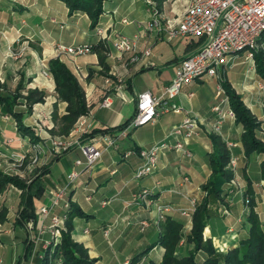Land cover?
Returning a JSON list of instances; mask_svg holds the SVG:
<instances>
[{
    "label": "crops",
    "instance_id": "1",
    "mask_svg": "<svg viewBox=\"0 0 264 264\" xmlns=\"http://www.w3.org/2000/svg\"><path fill=\"white\" fill-rule=\"evenodd\" d=\"M188 1L104 0L102 13L93 27L85 12H70L60 0H0V79L12 82L13 86L23 76L29 79L27 89L37 88L45 94L44 100L35 103L29 114L16 108L23 112L22 122L30 125L32 120L40 121L46 134L76 141L81 135L76 130L77 123L89 124L91 131L113 128L131 119L136 95L149 90L162 96L179 62L203 43L202 38L196 37L168 39L163 30L146 32V24L153 17V6L163 25L166 22L175 24ZM135 34L139 35L135 51L120 55L111 47L110 41L115 37ZM57 44L91 46V51L86 54L58 58L77 77L88 107L87 114L78 117L66 135L59 133L58 119L65 114L66 103L58 99L52 75L51 79L45 78L38 64L42 59L49 62L57 58L54 53ZM93 46H97L96 51L92 50ZM146 48H149L147 55L144 54ZM19 49L21 56H14ZM98 52L104 56L105 68L100 65ZM244 58V53L232 60L228 57L229 65L221 68L216 76L207 77L212 83L210 87L204 86L203 78L184 86L171 101L183 109L181 112L169 110L153 122L127 128L124 134L119 131L104 133V139L98 143L101 155L92 166L75 165L76 159L86 162V157L83 154L80 157V149L76 146L59 154L57 159L55 156L45 162L49 171L44 175L43 194L36 199L40 206L49 203L48 194L65 182L69 172H80L66 197L69 204L74 203L85 214L73 218L72 238L84 244L89 256L97 259L95 264H124L127 260L132 262L136 255L139 257L134 264H160L164 248L157 241L160 224L167 217L182 225L176 254L189 253L193 244L186 239L190 230L187 218L180 210L191 209L192 200L198 205L205 196L202 186L212 173L209 164V155L213 151L211 134L219 136L226 146L231 143L227 148L230 157H236L237 162L233 178L223 186V201L210 203L204 239H210L214 249L221 253L238 246L248 234L246 217L251 208L264 230V180L260 172L263 154L244 153L242 126L231 116L221 88V80L226 79L240 93L244 103L260 120L261 130L256 135L259 133L258 137L264 142V107L256 85L261 80L251 67L246 68ZM230 66L235 68L228 69ZM229 70H233V77L228 76ZM104 97H110V106L100 105ZM215 106L223 112L221 119L213 110ZM186 114L194 115L199 122L197 134L186 145L191 155L161 150L153 172L136 178L134 173L143 163L139 150L164 141L173 144L172 128L179 125ZM107 137L113 138L117 146H108ZM29 150L27 136L18 131L14 118L2 112L0 107V167L2 163L7 165L6 160L11 159L13 153L16 156ZM184 177L188 181H184ZM142 189L152 191L154 204L149 208L143 202H131L132 195ZM102 201L107 203L102 205ZM160 204H169L173 211L158 222L156 207ZM55 211L61 214L64 209L58 207ZM141 221L147 222L143 230H140ZM14 228L13 234L18 235L19 240L14 241L13 236L5 240L0 238L2 264H15L23 251L22 239L26 232L18 226ZM106 228L109 230L107 235L104 233Z\"/></svg>",
    "mask_w": 264,
    "mask_h": 264
},
{
    "label": "built area",
    "instance_id": "2",
    "mask_svg": "<svg viewBox=\"0 0 264 264\" xmlns=\"http://www.w3.org/2000/svg\"><path fill=\"white\" fill-rule=\"evenodd\" d=\"M152 9L153 17L146 24V32L152 33L163 30L168 39L174 37H196L202 38L203 43L194 53L189 54L179 62L172 79L164 87L162 96L155 95L149 90L139 92L136 95L135 112L128 125L124 129L119 130L123 134L127 128L153 122L159 115L169 110L181 112L183 109L171 101L179 95L184 86L190 85L204 76H216L221 68L229 65L230 59L238 58L241 53H244L247 59H252L253 52L259 44V39L264 34V0H189L179 20L175 24L166 22L165 25L162 24L160 18L156 15V8L153 6ZM123 21L126 22L125 19ZM98 33L101 34V30H98ZM138 40V34L131 37L117 36L110 41V44L118 54L122 55L135 51ZM90 51L91 46L88 44L68 46L57 44L54 48L57 58L62 56L75 57ZM144 54H149V48L144 50ZM38 64L41 74L45 78L51 79L48 62L42 59ZM188 95L191 96L192 93ZM110 104V97H104L100 105L108 107ZM213 110L219 116L218 119L223 117V113L218 106H215ZM76 126V130L80 134L89 132V124H85V122L77 123ZM39 128L41 132L46 134L42 127L39 126ZM198 129L199 122L197 118L194 115L186 114L182 122L172 128L170 135L175 137L173 144H168L164 141L154 144L150 148L140 149L138 154L143 159V163L135 171V177L142 178L153 172L158 153L161 150L180 151L183 155L190 156L191 153L186 148V145L197 134ZM46 137L49 140L48 134H46ZM103 139L104 134H98L83 143H80L79 140L70 141L61 137L52 138L49 142L55 153L65 151L72 146L78 147L86 157V162L76 159L75 165L90 167L101 155L102 150L98 143ZM106 144L112 147L117 146L115 140L111 137L106 138ZM228 144L231 145V143ZM236 162L237 158L231 157L229 161L230 167H234ZM79 174L78 170L69 172L66 175L65 182L52 189L48 194L49 203L37 208L36 236L33 234L35 230L32 224H29L31 233L29 238L35 244L34 250L41 242H43V247H47L57 240L60 228L67 217L66 211L69 207V202L66 197ZM183 179L188 181L187 177ZM131 202L135 204L143 202L146 207L153 205L152 191L142 189L134 193ZM106 203V201L101 202L102 205ZM58 207L63 208L64 212L61 214L56 213L55 210ZM156 210L162 217V215L173 211V208L169 204H160L156 207ZM181 214L186 217L189 216L188 210H182ZM141 224L146 225L145 221L141 222ZM108 231L107 228L104 230L105 235L108 234ZM47 233L49 238L44 239V235ZM43 253H39L38 257L42 258ZM1 262L0 259V264ZM28 264L37 263L31 258Z\"/></svg>",
    "mask_w": 264,
    "mask_h": 264
},
{
    "label": "trees",
    "instance_id": "3",
    "mask_svg": "<svg viewBox=\"0 0 264 264\" xmlns=\"http://www.w3.org/2000/svg\"><path fill=\"white\" fill-rule=\"evenodd\" d=\"M64 2L72 11L85 12L91 19L94 27L99 15L102 13V2L104 0H60ZM264 42V34L259 39V43ZM92 50H97L93 46ZM99 53V52H98ZM254 63L258 75L264 80V50L258 49L253 52ZM99 62L102 68H105L104 56L99 53ZM49 72L55 83V91L58 99L65 102V114L59 119V133L68 134L78 117L87 114L88 107L85 100V94L77 77L71 72L64 62L58 58L51 59L49 62ZM21 80L16 87V92L21 88ZM222 89L227 97L229 108L235 115V120L242 126V146L244 153L256 151L263 154V160L260 164L261 178L264 180V142L261 141L256 131L260 122L244 105L241 96L235 91L231 84L226 80H221ZM3 94L0 92V107L2 112L10 114L16 121L17 129L22 135H30L35 138L29 126L22 122V111L16 110L18 105L17 99L20 97L17 93ZM45 94L37 88H29L24 96L27 111H31V106L35 103L42 102ZM55 117V116H54ZM56 119V117L54 118ZM130 119L123 124L105 129H93L88 133L81 134L79 142L83 143L95 135L104 134L124 129ZM213 151L209 155V164L211 176L202 186L205 196L196 206L192 214V227L186 236L188 242L193 244L192 249L187 255H177L176 248L182 238V225L178 221L167 217L160 224V233L157 243L164 248L163 258L160 264H264V230L257 213L250 209L246 217L248 223V234L240 240L238 246L230 248L227 252H217L210 239L203 238V229L207 224L210 216V203L213 201H223V186L233 178V172L226 167L230 158L229 150L226 144L215 134L210 135ZM37 140V139H33ZM73 147L68 148L63 153L68 152ZM62 153V154H63ZM61 155V154H60ZM59 156V155H58ZM56 155V159L58 158ZM49 171V165H45L41 172L24 184L18 178L3 175L0 172V188L6 184H12L18 187L22 194L18 204L16 215V226L22 228L29 220H35L36 199L40 198L44 191V177ZM66 232L62 234V242L57 247V254L60 258V264H95L96 259L89 258L87 248L80 242H76L71 237L73 230V218L76 216H85L78 206L70 203L66 211ZM26 232V230H25ZM27 236L23 238V251L20 258L15 264H26L30 256L31 242H28ZM139 255L133 257L131 264H134ZM37 264H51L48 253L45 251L43 257L38 259Z\"/></svg>",
    "mask_w": 264,
    "mask_h": 264
},
{
    "label": "rangeland",
    "instance_id": "4",
    "mask_svg": "<svg viewBox=\"0 0 264 264\" xmlns=\"http://www.w3.org/2000/svg\"><path fill=\"white\" fill-rule=\"evenodd\" d=\"M148 3L151 4V1L150 2L148 1ZM258 49H263L264 50V42L259 43L257 45L256 50H258ZM14 52H16V51H14ZM20 54L21 53H20V49H19V52L17 51V53H14L13 55L16 56V57H20L21 56ZM241 60H243V58ZM244 60L246 61V64H245L246 68H250L251 67L252 68V72H254V75L257 76L258 73L256 71V67H255V63H254V57L252 59H247L245 57ZM233 68H235V67L230 66L228 69H233ZM237 69L240 70L241 68L238 67ZM238 70H235V71H238ZM232 71L233 70H229L228 71V76L233 77L234 74H232ZM207 77L208 76L202 77L203 80L205 81L204 82V86H209L210 87L212 85V83L208 81ZM257 77H258V79L260 78V80H261V82H260L257 79L258 82H257L256 85H257V89L262 94L261 95V103H262V105L264 107V80L259 75ZM20 80L22 81L21 82L22 86L19 89V91L16 92V87L18 86V83L20 82ZM28 81H29L28 78L26 79V78H24L22 76L21 78H19L18 82L16 84H13V86H12V82L7 83L6 81H2L0 79V92L3 93V94H11V95L16 92L20 97L17 99L18 106H16L15 108H22V109H24V111L26 113L29 114L33 110V107H34L35 104H33L31 106V111H27V106L25 105L26 102H25L24 96L26 95V90H27L26 85H27ZM221 88H222V86H221ZM241 99H242V97H241ZM242 101H243V99H242ZM224 103H226L228 105V107H229L227 97L225 98ZM243 103H244V101H243ZM20 104H23V106H19ZM244 105L247 107V105L245 103H244ZM220 110H221V108H220ZM230 111H231V116L235 118V115H234V113L232 112L231 109H230ZM250 112L252 113L251 110H250ZM215 114H217V113L215 112ZM255 119L258 122H260V120L256 116H255ZM29 124L30 125H26V126L30 127V130L33 132L32 134L35 137V138L31 139L32 136L25 135V136H27L28 143H29V146H30V150L28 152H26V153H20L19 155H16V156L13 153L11 155V159H7L6 160V164L7 165L5 166V163H2L1 167H0V172L3 175H9V176L16 177V178H18V180H20L24 184L29 183L31 181V179L35 178V176L41 172L42 168L46 165L45 162H47L52 157H55L56 155L58 156L59 154H62L64 152V151H61L59 153H55L53 151V148L51 147L49 140L52 139V138H57L58 136L55 135V134H48L49 137H50L49 140H48V138L45 137L46 135L44 136V133L40 131L39 126L42 127V125H41L42 123H40V121H33L32 120V122H30ZM141 126H143V125H141ZM260 130H261V123H260V126H259V128L257 129L256 132H259ZM57 132L58 131H55V133H57ZM258 136H260L259 133H258ZM33 139H37V140L35 141ZM46 141H48L47 144H46ZM33 145H35V147H33ZM227 146H230V145L227 144ZM78 153L80 154V157H81L82 156V152L79 150ZM230 158L228 160V163H227L226 167L229 168L230 170H232V172H233V169L235 168L236 165L234 167H232V168L230 167V165H229ZM40 179H42V181H44L45 178L41 177ZM21 194H22V191L18 187L14 186L12 184H6V185H4L3 187L0 188V238H3L4 240H5L6 237L9 238L10 236H13L14 241L19 240V236L16 235V234H13V232L16 230L14 228V226H16V222L15 221H16V215H17V212H18V205L17 204H19V200H20V195ZM247 204H249V203H247ZM39 206L40 205H38V203L36 202V208H35L36 216H35V220L27 221L26 225L24 227H22V230L24 232L26 230V236L29 239L28 242H31L30 243L31 244L30 245L31 246L30 247L31 248L30 256L27 259L26 264H28V262L31 260V258L33 259L34 262H38V259H39L38 254L39 253H43L45 251L48 253V257H49V260H50L51 264H60V258L58 257V254H57L56 250H57V247H59L61 242H62V234L64 232H66V220L62 224V227L60 228L57 240L55 242L49 244L47 247H43V242H41V243H39L37 245V247H35V250H34V245L35 244L29 238V236L31 234L30 231H29V224H32V227L35 230V232L33 234H35V236H36L37 235L36 223H37V219H38V217H37V214H38L37 213V208ZM196 206H197V202L195 200L191 201V209L188 210L189 216L186 217L187 218V222H188V230H191V227H192V214H193ZM149 207H150V205H149ZM149 207H146V208H149ZM182 210H180V213H182ZM165 218H166V214L162 215V217H160V214L157 212L156 219H157L158 222L159 221L160 222L163 221ZM141 222H143V221H141ZM145 223H146V225H143V224L140 223V230H143L147 226V222L146 221H145ZM47 235H49V234L47 233V234L44 235V239L47 238L46 237ZM71 237H72V231H71ZM22 241H23V239H22ZM0 244H2V243H0ZM88 256H89V254H88ZM89 258L96 259V258H93V257H90V256H89ZM0 259H1V256H0ZM1 261H2V259H1ZM124 264H131V261L127 260V261L124 262Z\"/></svg>",
    "mask_w": 264,
    "mask_h": 264
}]
</instances>
